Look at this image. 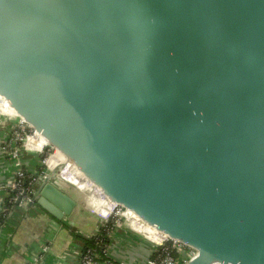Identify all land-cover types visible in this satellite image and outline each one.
Returning a JSON list of instances; mask_svg holds the SVG:
<instances>
[{"label": "water", "instance_id": "obj_1", "mask_svg": "<svg viewBox=\"0 0 264 264\" xmlns=\"http://www.w3.org/2000/svg\"><path fill=\"white\" fill-rule=\"evenodd\" d=\"M0 95L186 264H264V0H0Z\"/></svg>", "mask_w": 264, "mask_h": 264}, {"label": "crops", "instance_id": "obj_2", "mask_svg": "<svg viewBox=\"0 0 264 264\" xmlns=\"http://www.w3.org/2000/svg\"><path fill=\"white\" fill-rule=\"evenodd\" d=\"M10 129L0 127V222L5 216L0 224V264H79L83 238L92 235L99 228L101 217L107 215L106 197L98 188L94 192L93 183L75 167V181L81 186L54 179L77 202L72 213L63 219H56L37 203L30 204L32 199L11 202L12 193L7 187L19 163L29 173L44 175L41 160L46 148L43 143L36 147L32 142H23L20 155L9 156L3 143ZM155 249V242L148 233L124 223L113 231L109 260L99 261V264H146Z\"/></svg>", "mask_w": 264, "mask_h": 264}, {"label": "built area", "instance_id": "obj_3", "mask_svg": "<svg viewBox=\"0 0 264 264\" xmlns=\"http://www.w3.org/2000/svg\"><path fill=\"white\" fill-rule=\"evenodd\" d=\"M3 126L11 128L10 134L4 140L3 146L6 153L13 158L20 155L21 144L23 142H31L37 138V131L34 127H32L23 117L16 113L14 109L9 107L8 103L0 95V127ZM42 143L43 147L46 148L45 156L41 160L44 175L40 176L38 173H29L26 169H24L23 164L19 163L15 176L7 187L9 192L13 193L9 197L11 202H15L19 198H21V202L32 199L35 187L46 178L54 182L56 185L58 184L54 181V179L67 184L81 186V184L75 181L76 171L68 166V163L58 161V158L61 155L59 150L53 147L49 142L42 141ZM27 178H31L30 185L25 183ZM97 188L98 187L94 184L91 185V189L94 192L95 190L97 191ZM107 198L104 199L107 207L109 208L107 215L101 217L99 228L88 238L96 235L99 229L110 220L114 221L116 227L118 225H123L124 223H129L141 233H148L151 237L155 236V230L143 221L134 211ZM140 220H142V225L138 226L137 223ZM153 240L156 245L155 252L158 251V253L155 257H151L146 264H186L196 255V250L194 248L184 245L180 241L172 239L169 236H157ZM176 249L182 252V256L180 258L175 256ZM108 250H105L106 255H108ZM79 264H99V261L95 259L94 255L91 254V249H89L85 252L82 251ZM122 264L129 263L123 262Z\"/></svg>", "mask_w": 264, "mask_h": 264}, {"label": "trees", "instance_id": "obj_4", "mask_svg": "<svg viewBox=\"0 0 264 264\" xmlns=\"http://www.w3.org/2000/svg\"><path fill=\"white\" fill-rule=\"evenodd\" d=\"M34 176V175H33ZM36 176V175H35ZM31 178H27L25 183L30 185ZM13 194V193H12ZM16 202V201H15ZM1 222H4L5 216L1 218ZM116 228V224L114 221L110 220L107 224H104L98 231V233L90 238H83L84 247L83 252L88 251L91 249V254L94 255L95 259L98 261H103L108 259V255L105 254V250H108L111 241H112V234ZM158 251H156L152 257H155ZM175 256L180 258L182 256V252L178 249L175 250Z\"/></svg>", "mask_w": 264, "mask_h": 264}, {"label": "bare ground", "instance_id": "obj_5", "mask_svg": "<svg viewBox=\"0 0 264 264\" xmlns=\"http://www.w3.org/2000/svg\"><path fill=\"white\" fill-rule=\"evenodd\" d=\"M3 99L8 103V105H9V107H11V105H10V103L3 97ZM12 108V107H11ZM12 109H14V108H12ZM14 111L17 113V111L14 109ZM36 139L34 140V141H31L36 147L38 146V147H40L41 146V144H42V141H46L47 142V140L43 137V136H41L38 132H37V135H36ZM60 152V151H59ZM61 153V152H60ZM58 161H63V162H66V163H68L69 165L68 166H70L71 168H77V166L71 161V160H69V159H67L62 153H61V155H60V157L58 158ZM78 169V168H77ZM79 170V169H78ZM80 171V170H79ZM83 173V172H82ZM84 174V173H83ZM85 175V174H84ZM86 176V175H85ZM91 181V180H90ZM98 189H100L99 187H98ZM101 190V189H100ZM101 192H102V194L107 198V196L104 194V192L101 190ZM108 199V198H107ZM109 210V209H108ZM138 215V214H137ZM139 216V215H138ZM140 217V216H139ZM141 218V217H140ZM142 219V218H141ZM143 220V219H142ZM142 220H140L137 224H138V226H141L142 225ZM144 221V220H143ZM146 222V221H145ZM147 223V222H146ZM145 223V224H146ZM148 224V223H147ZM146 224V225H147ZM149 225V224H148ZM151 226V225H150ZM152 227V229L153 230H155V236H153L152 238L153 239H155L157 236H160V237H167L168 236V234H165V233H163V232H161V231H159L158 229H156L155 227H153V226H151Z\"/></svg>", "mask_w": 264, "mask_h": 264}, {"label": "rangeland", "instance_id": "obj_6", "mask_svg": "<svg viewBox=\"0 0 264 264\" xmlns=\"http://www.w3.org/2000/svg\"><path fill=\"white\" fill-rule=\"evenodd\" d=\"M54 150V149H53Z\"/></svg>", "mask_w": 264, "mask_h": 264}]
</instances>
